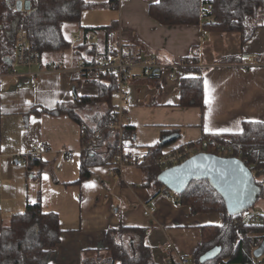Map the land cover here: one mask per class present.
Wrapping results in <instances>:
<instances>
[{"label": "crops", "instance_id": "obj_1", "mask_svg": "<svg viewBox=\"0 0 264 264\" xmlns=\"http://www.w3.org/2000/svg\"><path fill=\"white\" fill-rule=\"evenodd\" d=\"M85 1L92 7L84 9L78 21L62 24L72 47L84 41L102 46L101 37L83 27L114 21L112 31L119 38L139 46L144 55H154L161 65L155 73L135 70L125 84L128 124L135 128L125 152L142 157L144 147L160 140L164 131L178 135L165 149L196 142L203 133H238L246 120L264 123V66L242 65L246 56L264 51V27L257 28L242 44L237 32L160 24L148 14V5L156 0ZM106 5L110 15L101 21L96 13ZM92 9H96L95 15L89 14ZM193 46L198 47L196 66L203 75V109L180 104V79L200 74L184 71L180 65ZM72 47L61 57L43 53L41 63L31 67L37 72L34 80L15 61L8 71H2L0 64V229L9 224L13 213L39 198L44 211L58 214L63 230L49 257L50 264H85L96 261L98 254L104 258L106 229L119 224L147 228L146 241L156 264H168L164 252L168 242L173 254L191 257L201 240L200 226L223 223L220 213H193L162 189L150 192L141 186L143 172L137 165H128L120 173L113 165L93 166L91 177L79 185H66L79 174L80 124L65 114L25 116L32 104L52 107L57 102L97 94L96 85L74 70L82 60L74 57ZM227 57L231 60L225 61ZM115 101L112 95V103ZM99 109L103 106L86 108L84 119ZM32 143H46L48 150L40 156L45 162L42 170L34 167L28 173L22 158ZM64 152H70L76 162H66ZM148 201L156 211L146 216L143 204Z\"/></svg>", "mask_w": 264, "mask_h": 264}, {"label": "trees", "instance_id": "obj_2", "mask_svg": "<svg viewBox=\"0 0 264 264\" xmlns=\"http://www.w3.org/2000/svg\"><path fill=\"white\" fill-rule=\"evenodd\" d=\"M17 0H0V64L2 71L12 66L16 53L17 31L23 27L33 49L41 53L62 56L64 50L71 48L62 32L65 21H78L80 13L92 4L85 0H28V10H18ZM209 7V10H208ZM148 14L163 25H202L205 31L237 32L241 43H246L259 27H264V0H159L148 5ZM115 22L107 25L88 26L83 29L101 37L100 43H88L72 47L76 59L84 64H91L95 56L105 58L109 54L108 35L114 29ZM182 68L187 72L200 73L197 76H184L180 79V104L204 108V89L202 69L199 63V51L193 46L189 55L183 57ZM225 61L231 60L224 58ZM96 85V95H83L71 101L57 102L52 107L32 104L25 111L30 113L65 114L78 122L82 128L81 149L79 152V174L77 179L66 185H79L91 177V167L113 165L120 144L118 133L108 128L113 116L112 92L115 88L113 76L99 78L85 77ZM102 105L103 109L93 112L88 120L84 119L86 108ZM94 131H99L97 143L90 141ZM135 132L134 126L126 124L121 141H130ZM164 131L160 140L145 146L141 161L137 166L143 172L141 186L150 192L160 190L164 184L158 175L162 167L156 162L164 147L173 141L163 142ZM214 139L230 144L237 150L233 157L240 159L252 174V180L260 187L253 204L263 197L264 181L257 178L264 175V123L246 120L242 129L232 134L203 133L200 140ZM189 142L187 144H192ZM27 172L34 167L39 172L45 165L40 156L27 153L24 156ZM164 191L171 195L176 203L188 206L193 213H220L221 224L200 226L201 240L191 256L192 264H258L259 257L254 249L264 241V214L258 219L245 220L243 212L248 207L229 213L224 197L213 187L208 177L191 178L180 193H174L167 187ZM58 214L44 211L41 200L28 202L22 211L10 217L8 225L0 229V264H50L49 257L60 242L62 233ZM147 228L119 224L111 226L105 232V258L98 264H156L152 247L146 241ZM219 246V252L204 261L200 258L210 249ZM89 261L85 264H94Z\"/></svg>", "mask_w": 264, "mask_h": 264}, {"label": "built area", "instance_id": "obj_3", "mask_svg": "<svg viewBox=\"0 0 264 264\" xmlns=\"http://www.w3.org/2000/svg\"><path fill=\"white\" fill-rule=\"evenodd\" d=\"M209 10V7H208ZM95 36H92V40ZM107 57L102 58L95 56L91 64L80 62L74 69L80 72L81 75L90 78H99L102 76H113L115 78V88L112 95L116 98L113 103V116L108 122V128L118 133L120 144L117 148L118 153L113 164L114 170L120 173L122 169L128 165H137L141 161V157L130 152H125L126 142L121 141L123 128L128 124V109L129 96L125 89V84L128 82L135 70L140 69L144 73H150L161 67L156 61L154 55H144L139 46L123 41L118 37L116 31H111L108 35ZM42 54L38 50L32 48L26 30L21 27L17 31L15 63L27 69L24 73L30 76L33 80L36 79L37 72H33L31 67L41 63ZM184 63L181 62L180 65ZM242 65L248 66H264V51L250 54L243 59ZM50 69V67H47ZM100 139L99 131H94L90 137V141L97 143ZM48 150L46 143H32L27 153L35 156H41ZM237 150V153H242L241 148H235L230 144L220 143L214 139L202 140L192 144H183L175 148H165L156 158V162L162 167V170L183 162L185 159L198 152H209L218 156L233 157L232 154ZM25 156V155H24ZM23 156V162H25ZM63 158L66 162L74 163L76 159L70 152H64ZM164 186L161 188L164 190ZM156 211V207L148 202L143 204V214L149 216ZM259 216L254 219H258ZM170 242L164 246V252L167 254L166 263L176 264H192L191 257L186 254H173V248ZM259 264V262H258Z\"/></svg>", "mask_w": 264, "mask_h": 264}, {"label": "water", "instance_id": "obj_4", "mask_svg": "<svg viewBox=\"0 0 264 264\" xmlns=\"http://www.w3.org/2000/svg\"><path fill=\"white\" fill-rule=\"evenodd\" d=\"M18 10H28V0H17ZM157 70L155 69L153 73ZM177 134L162 139L163 142L175 140ZM208 177L213 187L224 197L227 211L236 213L251 206L260 192V187L252 180V174L245 164L236 157H223L209 152H198L183 162L163 169L159 175L164 187L174 193H180L191 178ZM220 250L216 246L200 258L201 261L215 256ZM256 257L264 253V241L253 251Z\"/></svg>", "mask_w": 264, "mask_h": 264}, {"label": "rangeland", "instance_id": "obj_5", "mask_svg": "<svg viewBox=\"0 0 264 264\" xmlns=\"http://www.w3.org/2000/svg\"><path fill=\"white\" fill-rule=\"evenodd\" d=\"M99 8H101V9H98L99 13H96V14L100 15L101 21H104V19L107 17L106 15H108V14L110 15V11H109L110 6L106 5V6H102ZM94 10H96V9H92L89 14L95 15ZM101 15H102V17H101ZM138 170H140V169L138 168L137 171ZM257 180L258 181H264V175L259 176L257 178ZM263 194H264V191H263ZM260 214H264V195H263V197L259 198L254 204H252L251 206H249L247 209L244 210L243 217L245 220H249L251 217L254 219L255 217L259 216ZM106 254H107V252H106ZM100 258L103 259L102 257H100V254H98V256L95 258L96 261L94 264H98L100 262V260H99ZM104 258H105V256H104ZM259 259L261 261L260 264H264V253L259 257Z\"/></svg>", "mask_w": 264, "mask_h": 264}, {"label": "snow or ice", "instance_id": "obj_6", "mask_svg": "<svg viewBox=\"0 0 264 264\" xmlns=\"http://www.w3.org/2000/svg\"><path fill=\"white\" fill-rule=\"evenodd\" d=\"M156 2L157 3H159V0H156ZM208 102V100H207V96H206V103ZM237 123H239V122H237ZM206 130H208L207 128H206ZM218 131H229V129H220V130H218ZM46 178V177H45ZM88 186H92V185H86V187H88Z\"/></svg>", "mask_w": 264, "mask_h": 264}]
</instances>
